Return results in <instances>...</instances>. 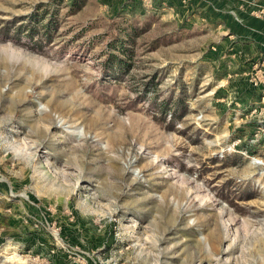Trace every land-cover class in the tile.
Returning <instances> with one entry per match:
<instances>
[{"label":"rangeland","instance_id":"1","mask_svg":"<svg viewBox=\"0 0 264 264\" xmlns=\"http://www.w3.org/2000/svg\"><path fill=\"white\" fill-rule=\"evenodd\" d=\"M82 1L0 0V264H264V0Z\"/></svg>","mask_w":264,"mask_h":264},{"label":"trees","instance_id":"2","mask_svg":"<svg viewBox=\"0 0 264 264\" xmlns=\"http://www.w3.org/2000/svg\"><path fill=\"white\" fill-rule=\"evenodd\" d=\"M82 0H73V9L79 10L82 6ZM57 13L52 14V16H49L48 11H43V13H41L40 15H36L34 16L33 21L37 24V25H41V27L43 28V30L41 31V29L37 28L36 26H29L27 28V30L25 31V33L27 34V37H29L31 40H34L36 37L40 36L42 37L44 40H50L51 38V31L56 29L57 24ZM21 28H19L20 30ZM23 31H20V33H23ZM130 39L134 40V36L131 37V35L128 34L127 36V40L130 42H135V41H131ZM114 44V45H113ZM112 45L114 47L115 50H118L119 52L122 53V55H127L128 53V47H126L125 42L124 41H118V42H112ZM111 58V57H110ZM108 59L107 63L105 64L106 66L111 65V63L113 64V60L117 59L119 60L117 65L119 66L120 70H124L125 67H129L126 65V63H124L123 61L120 60V58L118 56H115L114 59ZM112 61V62H111Z\"/></svg>","mask_w":264,"mask_h":264}]
</instances>
